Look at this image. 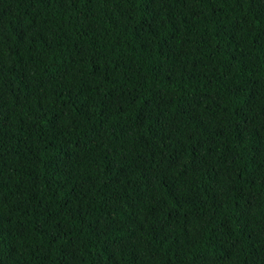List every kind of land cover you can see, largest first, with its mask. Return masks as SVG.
<instances>
[{
    "label": "trees",
    "instance_id": "trees-1",
    "mask_svg": "<svg viewBox=\"0 0 264 264\" xmlns=\"http://www.w3.org/2000/svg\"><path fill=\"white\" fill-rule=\"evenodd\" d=\"M0 264H264V0H0Z\"/></svg>",
    "mask_w": 264,
    "mask_h": 264
}]
</instances>
